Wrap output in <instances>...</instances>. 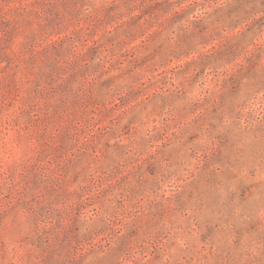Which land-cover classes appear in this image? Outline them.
<instances>
[{
  "label": "clouds",
  "instance_id": "obj_1",
  "mask_svg": "<svg viewBox=\"0 0 264 264\" xmlns=\"http://www.w3.org/2000/svg\"><path fill=\"white\" fill-rule=\"evenodd\" d=\"M0 264H264V0H0Z\"/></svg>",
  "mask_w": 264,
  "mask_h": 264
}]
</instances>
